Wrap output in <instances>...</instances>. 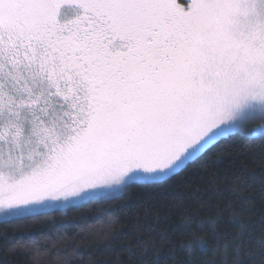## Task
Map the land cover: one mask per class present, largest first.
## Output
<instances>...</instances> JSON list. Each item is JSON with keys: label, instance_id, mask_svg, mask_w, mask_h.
<instances>
[{"label": "snow or ice", "instance_id": "6c2138e0", "mask_svg": "<svg viewBox=\"0 0 264 264\" xmlns=\"http://www.w3.org/2000/svg\"><path fill=\"white\" fill-rule=\"evenodd\" d=\"M132 201L83 264H264V0H0V264Z\"/></svg>", "mask_w": 264, "mask_h": 264}, {"label": "trees", "instance_id": "16d2710c", "mask_svg": "<svg viewBox=\"0 0 264 264\" xmlns=\"http://www.w3.org/2000/svg\"><path fill=\"white\" fill-rule=\"evenodd\" d=\"M239 143H244L243 139ZM210 155L211 153L208 154V156ZM208 156H205L201 163L206 162ZM197 172H199L198 169ZM218 183H220V191L227 195L226 190L229 181H218ZM233 203L237 204L238 201L234 200ZM138 204L139 201H132L121 204L117 208L101 202L98 205L93 204L81 209L78 214H73L69 210L66 217H57L51 222L33 227L26 234L25 239L29 242L32 240L37 241L42 253L44 249L49 250L47 254L40 257V264H58L57 252L64 255L66 248L75 250L78 253V257L73 260L72 264H83V260H87L89 254L99 253L105 249L106 245L102 243L104 234L121 227V224L123 229L116 238L127 234H135L137 229L144 232L149 230L152 217L149 215L145 218V214ZM138 212L139 217L137 216ZM117 216L120 220H116L117 224H113L114 217ZM226 219L227 215H225ZM137 220H139V223H137ZM120 221L121 223H118ZM249 226L257 231L259 230V223L255 218L250 221ZM135 243H139V241H135ZM75 247L78 249H75ZM160 258L163 259V256ZM19 264H25L23 258H21Z\"/></svg>", "mask_w": 264, "mask_h": 264}]
</instances>
